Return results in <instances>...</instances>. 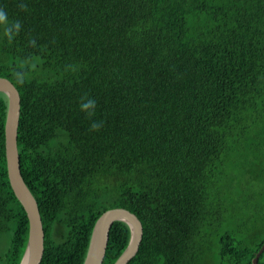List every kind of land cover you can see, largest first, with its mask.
<instances>
[{
	"label": "trees",
	"instance_id": "trees-1",
	"mask_svg": "<svg viewBox=\"0 0 264 264\" xmlns=\"http://www.w3.org/2000/svg\"><path fill=\"white\" fill-rule=\"evenodd\" d=\"M25 3L0 0L22 23L13 43L0 39V78L21 96L41 264H83L95 223L116 208L143 225L128 264H253L264 244V0ZM84 93L97 100L91 119ZM7 110L0 93V264H20L29 220L8 179ZM130 238L115 222L103 264Z\"/></svg>",
	"mask_w": 264,
	"mask_h": 264
},
{
	"label": "water",
	"instance_id": "water-1",
	"mask_svg": "<svg viewBox=\"0 0 264 264\" xmlns=\"http://www.w3.org/2000/svg\"><path fill=\"white\" fill-rule=\"evenodd\" d=\"M0 93L8 97V110L5 124V155L8 179L12 190L24 207L29 220V238L25 254L20 264H41L45 252V231L39 205L22 178L18 150V129L21 116V96L15 85L6 78H0ZM126 223L131 231L128 247L115 264H128L138 253L143 239V225L139 218L124 208L111 209L103 213L92 231L88 252L83 264H103L115 222ZM264 253V244L252 263L259 264Z\"/></svg>",
	"mask_w": 264,
	"mask_h": 264
},
{
	"label": "clouds",
	"instance_id": "clouds-1",
	"mask_svg": "<svg viewBox=\"0 0 264 264\" xmlns=\"http://www.w3.org/2000/svg\"><path fill=\"white\" fill-rule=\"evenodd\" d=\"M20 7L23 9L27 8L25 0H20ZM21 28V21L19 19H11L8 12L3 7H0V39L6 40L9 44L13 43L19 35ZM29 44L35 46L36 40L34 38L30 39ZM73 70L75 69L73 68ZM14 75L18 83H24L26 73L23 70L16 71ZM78 107L82 113L91 119L96 113L97 100L89 94L84 93L79 98ZM102 125L103 121L92 120L90 130L99 131Z\"/></svg>",
	"mask_w": 264,
	"mask_h": 264
},
{
	"label": "rangeland",
	"instance_id": "rangeland-1",
	"mask_svg": "<svg viewBox=\"0 0 264 264\" xmlns=\"http://www.w3.org/2000/svg\"><path fill=\"white\" fill-rule=\"evenodd\" d=\"M263 262H264V259H263Z\"/></svg>",
	"mask_w": 264,
	"mask_h": 264
}]
</instances>
